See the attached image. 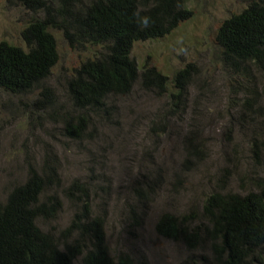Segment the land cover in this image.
Wrapping results in <instances>:
<instances>
[{
    "label": "rangeland",
    "instance_id": "obj_1",
    "mask_svg": "<svg viewBox=\"0 0 264 264\" xmlns=\"http://www.w3.org/2000/svg\"><path fill=\"white\" fill-rule=\"evenodd\" d=\"M185 1L190 18L132 47L140 72L153 68L167 77L166 85L146 89L140 79L130 93L111 95L80 140L64 130V121L80 113L67 84L83 61L106 50L70 47L51 29L59 60L44 85L24 94L0 88V202L27 180L30 168L52 171L56 181L46 194L56 195L61 209L43 225L54 235L80 211L83 192L74 189L73 200L65 195L78 181L88 187L91 211L105 215L116 259L188 264L195 257L181 241L160 235L158 220L165 212L183 217L191 211L202 220L213 192L245 194L264 180V67L234 73L217 41L222 24L253 0ZM42 17L18 0H0V43L27 49L23 31ZM184 68L188 79L178 86L175 76ZM44 86L55 104H37Z\"/></svg>",
    "mask_w": 264,
    "mask_h": 264
},
{
    "label": "trees",
    "instance_id": "obj_2",
    "mask_svg": "<svg viewBox=\"0 0 264 264\" xmlns=\"http://www.w3.org/2000/svg\"><path fill=\"white\" fill-rule=\"evenodd\" d=\"M18 1L31 11L43 12V17L23 31L27 49L0 43V88L24 94L44 85L59 60L51 29L62 32L70 47H105L102 55L83 61L67 84L71 105L80 113L64 121V130L77 140L88 132L92 117L106 111L111 95L130 93L140 79L146 89L166 85L167 77L153 68L140 72L132 47L168 35L191 16L185 0ZM217 41L224 64L234 73H245L249 66L264 67V0H253L227 19ZM188 73V68L180 70L176 85L182 86ZM41 95L37 104H55L51 89L44 86ZM48 173L30 168L27 180L0 202V264H131L128 258L111 254L105 215L91 211L85 201L88 187L78 181L65 195L73 200L74 189L83 192L80 211L59 236L45 229L43 223L61 209L58 197L46 194L56 181L54 173ZM156 229L193 251L195 257L188 264H264V180L245 194L213 192L205 201L202 220L193 211L183 217L165 212Z\"/></svg>",
    "mask_w": 264,
    "mask_h": 264
},
{
    "label": "clouds",
    "instance_id": "obj_3",
    "mask_svg": "<svg viewBox=\"0 0 264 264\" xmlns=\"http://www.w3.org/2000/svg\"><path fill=\"white\" fill-rule=\"evenodd\" d=\"M147 23H148V20H147V19H144V20H143V24L146 26Z\"/></svg>",
    "mask_w": 264,
    "mask_h": 264
}]
</instances>
